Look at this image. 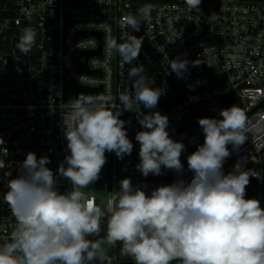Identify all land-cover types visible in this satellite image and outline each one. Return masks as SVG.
Wrapping results in <instances>:
<instances>
[{
	"label": "built area",
	"instance_id": "1",
	"mask_svg": "<svg viewBox=\"0 0 264 264\" xmlns=\"http://www.w3.org/2000/svg\"><path fill=\"white\" fill-rule=\"evenodd\" d=\"M145 5L152 10L147 19L141 18L139 31L122 23L129 15L139 17ZM26 27L35 30L36 38L30 51L22 52L17 44ZM131 36L142 39V47L138 58L126 64L110 44L113 40L123 44ZM99 46L101 52L87 59L89 70L82 69L78 55ZM177 58L189 62L179 78L170 67ZM196 60L200 64L194 67ZM139 64L150 78L148 86L160 88L162 95L153 109L134 102L131 110H122L120 119L133 150L123 160L114 153V161L110 155L112 188L106 186L105 164L99 180L83 189L86 197L104 208L123 178H130L134 186L147 185L144 190L149 194L177 178L190 181L193 173L187 157L204 142L198 119H220L221 110L228 109L220 97L233 92L244 117L246 139L238 149L228 145V159L260 173L259 179L251 177L253 190L246 198L259 200L264 208V0H201L198 8L186 0H0V244L9 241L16 228L3 198L27 153L38 159L47 156L51 161L47 167L54 174L69 154L62 128L72 121L61 102L104 95L119 105V97L133 90L128 71ZM172 96L176 99L167 105ZM157 111L168 117L170 137L185 145L183 172L174 171L168 179L164 177L172 170L162 168V175L144 177L135 167L140 160L135 135L144 130L138 113ZM187 120L195 124L181 127ZM57 180L61 193L72 189L66 178L57 175ZM105 190L108 193L101 198L97 192ZM120 249L117 243L112 264H134Z\"/></svg>",
	"mask_w": 264,
	"mask_h": 264
},
{
	"label": "clouds",
	"instance_id": "2",
	"mask_svg": "<svg viewBox=\"0 0 264 264\" xmlns=\"http://www.w3.org/2000/svg\"><path fill=\"white\" fill-rule=\"evenodd\" d=\"M198 8L201 0H186ZM151 5L140 9V16L129 15L122 21L139 31L141 18L147 19ZM213 13L209 20L214 17ZM36 32L26 27L17 47L30 51ZM110 47L126 64L138 58L142 39L129 37L127 42ZM188 61H170L171 71L179 77L187 71ZM199 60L192 61L198 66ZM142 64L131 67L128 77L132 89L119 97L98 95L61 102L70 110L71 123L62 128L68 155L57 173L47 167V156L37 158L29 152L20 165L16 178L8 181L4 201L16 220L9 241L0 244V264H112L105 246L121 245V254L134 264H264V208L260 201L246 198L250 177L260 178L254 169L245 170L241 162L225 174L223 165L231 156L228 145L238 149L245 142L244 117L235 107L223 109L220 119L203 117L198 124L204 142L188 155L190 181L177 178L171 184L150 191L147 185L134 186L130 178L119 181L104 208L86 197L83 189L94 184L107 163V153L118 159L130 155L133 143L128 137L122 110H131L138 102L153 109L162 95L160 88L148 86ZM53 105L55 100L49 99ZM122 106V108H121ZM141 131L135 135L139 143L136 169L144 177L160 176L162 168L183 172L182 142L173 140L167 131L169 120L160 112L138 113ZM59 177L72 185L70 191L58 190ZM102 218L107 233L95 241Z\"/></svg>",
	"mask_w": 264,
	"mask_h": 264
},
{
	"label": "water",
	"instance_id": "3",
	"mask_svg": "<svg viewBox=\"0 0 264 264\" xmlns=\"http://www.w3.org/2000/svg\"><path fill=\"white\" fill-rule=\"evenodd\" d=\"M97 34L100 36L101 32L98 31ZM100 53L101 52V46H99L97 49H93V50H84L81 52V54L78 55L79 58V66L84 69V70H89L88 66H87V59L89 57L90 54L92 53ZM79 87L83 90H93L94 88H90V87H85V86H80ZM98 89H101V87H99ZM176 99V96H172L170 99L166 100L165 103L168 105L170 104V102H172L173 100ZM220 101L227 107V108H231V107H235L236 109H238L239 104L237 102L236 96L233 92H228L223 94L220 97ZM193 124H195L194 121L191 120H187L186 122L181 124L182 126H188L191 127ZM139 153V152H138ZM137 153V156L139 158V155ZM181 162L184 161V158L181 156L180 157ZM173 170L166 176L164 177V179H168L171 177V175L173 174ZM112 184H113V157L109 156V158L107 159V163H106V186L108 189L112 188ZM251 196V194H250Z\"/></svg>",
	"mask_w": 264,
	"mask_h": 264
},
{
	"label": "trees",
	"instance_id": "4",
	"mask_svg": "<svg viewBox=\"0 0 264 264\" xmlns=\"http://www.w3.org/2000/svg\"><path fill=\"white\" fill-rule=\"evenodd\" d=\"M246 192H247L246 193V197H247V195H248L247 189H246ZM106 233H107V221H106V218H102L101 224H100V232H99V234L98 235L89 236L88 239L93 240V241H95L97 239H103V238L106 237ZM105 247H106V250H107V255L110 258H112V253H113L114 246H111V247L105 246ZM90 264H101V262L99 260H95V261L90 262Z\"/></svg>",
	"mask_w": 264,
	"mask_h": 264
},
{
	"label": "rangeland",
	"instance_id": "5",
	"mask_svg": "<svg viewBox=\"0 0 264 264\" xmlns=\"http://www.w3.org/2000/svg\"><path fill=\"white\" fill-rule=\"evenodd\" d=\"M110 155H113L114 156V161H115V155H114V152L112 153H107L106 152V156L107 158L110 156ZM235 165V163L230 160V159H227L223 165V171L225 174L229 173L230 171L233 170V166ZM114 169L115 168V162H114ZM245 169V168H244ZM246 170V169H245ZM253 185H254V181L251 179L250 177V183L248 184V186L246 187L247 191H252L253 190ZM108 191L105 190V191H101V192H97V194L101 197V198H105L106 195H107ZM247 193V192H246Z\"/></svg>",
	"mask_w": 264,
	"mask_h": 264
},
{
	"label": "crops",
	"instance_id": "6",
	"mask_svg": "<svg viewBox=\"0 0 264 264\" xmlns=\"http://www.w3.org/2000/svg\"><path fill=\"white\" fill-rule=\"evenodd\" d=\"M249 193V192H248Z\"/></svg>",
	"mask_w": 264,
	"mask_h": 264
}]
</instances>
